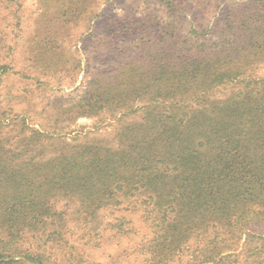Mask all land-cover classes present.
<instances>
[{
  "label": "rangeland",
  "instance_id": "obj_1",
  "mask_svg": "<svg viewBox=\"0 0 264 264\" xmlns=\"http://www.w3.org/2000/svg\"><path fill=\"white\" fill-rule=\"evenodd\" d=\"M259 8L264 9V1L0 0V122L6 126L2 138L10 139L5 142L13 150L23 149V163L39 153L55 158L62 153L92 154L98 145L117 147L150 110L144 108L145 92L144 98L132 100L131 94L121 92L143 83L157 58L165 57L167 46L194 47L202 37L220 41L229 37L228 31L223 33L227 18ZM262 76L264 60L248 68L241 82L204 87L199 96L225 97L243 86L242 79ZM112 88L115 97L107 95ZM193 98L192 93L181 102L186 112L198 110ZM54 164L49 170L63 174ZM99 168V163L82 168L85 174L89 169L105 178L95 193L83 195L70 181L60 189L53 176L41 185L57 187L47 197L53 211L28 216L47 219L46 224L32 221L38 234L29 227L9 238L11 257L19 260L15 264H198L191 260L203 237L221 239L230 231L210 224L204 232L197 231L198 236L167 246L166 232L174 229L147 213L141 194L132 195L138 172L129 171L133 174L127 172L124 178L109 167L107 172ZM45 174L37 171V180L43 181ZM239 217L254 219L247 225L241 221V229L264 234V222H256L253 214ZM246 237L236 243L237 255L227 264H257V251H243ZM262 252L259 258H264ZM29 254L41 261H31Z\"/></svg>",
  "mask_w": 264,
  "mask_h": 264
},
{
  "label": "trees",
  "instance_id": "obj_2",
  "mask_svg": "<svg viewBox=\"0 0 264 264\" xmlns=\"http://www.w3.org/2000/svg\"><path fill=\"white\" fill-rule=\"evenodd\" d=\"M166 4L171 7L170 2ZM226 26L223 33L228 31L229 37L220 41L202 37L194 47L170 44L143 83L121 92L131 94L130 100L144 98L145 92L148 104L144 108L150 110L142 122L129 128L117 147L98 145L92 154L62 153L55 158L39 153L23 163L19 162L23 149L10 148L5 142L10 139L2 138L6 126L0 122V264L19 262L11 257L9 238L29 227L38 234L33 220L47 223V219H28L29 215L52 214L47 197L57 187L40 188L48 177L58 178L60 189L70 181L83 195L98 191L105 178L82 170L92 163H99V170L106 172L109 167L117 177L138 172L132 195L141 194L147 213L174 229L172 234L166 232L167 246L176 247L193 234L198 236L197 231L204 232L210 224L230 230L221 239L204 236V244L196 247L191 261L227 264L237 255L233 253L236 243L246 235L243 251L249 255L257 251V264H264V258L257 255L263 253L264 234L241 229V221L247 225L254 219L239 217L251 213L256 222H264V76L242 79L243 86L225 97L199 96L204 87L210 90L241 82L248 68L264 60V9L229 17ZM192 93L199 108L186 112L181 102ZM107 95L115 97V88ZM54 162L63 174L49 170ZM39 170L46 173L41 182L36 178ZM234 214L238 219L232 221ZM46 231L45 227L42 234ZM35 255L29 254L28 259L41 261Z\"/></svg>",
  "mask_w": 264,
  "mask_h": 264
}]
</instances>
